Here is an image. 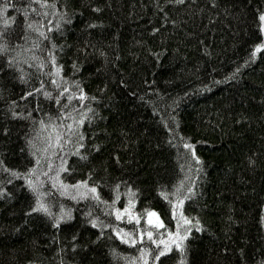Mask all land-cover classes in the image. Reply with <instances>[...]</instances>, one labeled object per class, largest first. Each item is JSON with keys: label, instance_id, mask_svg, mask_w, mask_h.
Instances as JSON below:
<instances>
[{"label": "trees", "instance_id": "trees-1", "mask_svg": "<svg viewBox=\"0 0 264 264\" xmlns=\"http://www.w3.org/2000/svg\"><path fill=\"white\" fill-rule=\"evenodd\" d=\"M7 2L16 5L0 13V19L6 15L16 21L7 34V55L21 67H9L7 55L0 53V158L9 167L26 170L34 163L26 137L35 124L31 118L12 117L10 102H16V111L37 119L45 112L57 114L62 105L35 93L24 96L39 85L41 73L33 56L47 60L48 42L38 49L32 44L39 34L28 29L25 36V17L17 9L28 0ZM4 3L0 0V6ZM57 6L71 14V23L64 22L52 33L63 49H56L62 75L79 79L87 93L99 98L85 101L99 116L86 122L85 130L90 144L101 145L88 161L69 155L72 171L62 176L69 183L102 180L99 191L108 201L115 196L110 185L125 182L117 207L127 203L131 185L138 189L135 209H155L172 228V206L158 189L167 185L171 190L187 176L185 185L194 187L196 195L185 200L183 211L198 217L204 229H193L184 264H261L264 49L254 59L249 57L255 44L264 42V31L258 27L264 0H217L216 5L211 0H58ZM47 19L55 23L51 15ZM21 68L26 73L23 80ZM48 71L46 66L44 72ZM44 79L55 97L58 90L49 77ZM5 127L7 133L2 131ZM184 142L195 146L199 162ZM10 178L0 172V186L12 193L0 197V264H131L139 255L137 246L123 243L110 229H104L107 237L96 240L100 230L85 223L89 207L110 224L133 226L106 215V205L60 196L46 183L53 205L63 203L74 217L58 230L47 216L28 214L33 193L22 177L8 184ZM77 232L81 246L72 249L71 236ZM169 256L165 264H179L176 250Z\"/></svg>", "mask_w": 264, "mask_h": 264}, {"label": "snow or ice", "instance_id": "snow-or-ice-1", "mask_svg": "<svg viewBox=\"0 0 264 264\" xmlns=\"http://www.w3.org/2000/svg\"><path fill=\"white\" fill-rule=\"evenodd\" d=\"M176 2L183 3V0H176ZM211 3L216 5L217 0H211ZM57 5L58 0H28L27 4L17 10L23 11L25 17L23 21L25 36L28 35V29L39 34L34 39L32 47L39 49L42 42H48L45 44L47 60L33 56V59L38 60L37 67L41 73L39 85L32 87L31 91L25 92L24 96H31L35 93L37 96L42 95L46 99H54L58 106H62L59 107L57 114L45 112L44 116L37 119L32 117L30 112L16 111V102H10L9 108L12 117L31 118L35 124L33 134L26 137L28 150L34 158V163H31L26 170H19L9 167L0 158V172L7 173L11 177L6 181L8 184H12L17 177L23 178L24 184L33 193V204L28 208V214L34 213L47 216L53 228L59 230L62 222L71 221L74 217L71 208L66 207L63 203L53 205L52 199L49 198L50 191L45 189L46 183H50L51 189L57 191L60 196H71L73 200L91 198L97 203L106 205L104 209L106 215H114L116 221L127 220L131 223L133 226L130 229L120 227L118 224H110L105 219H101V215L95 214V209L92 207H89V210L84 213L85 223L100 230L96 236L97 241L108 236L104 229H110L123 243L137 246L139 255L132 258L131 264H165V261L171 258L169 254L174 253V250L179 254V264H184L190 247L189 237L192 236L193 229L198 231L204 229V225L198 217L191 218L183 211L185 200H190L196 195L194 187L185 185L187 176L171 185V190L167 185L158 189L159 194L169 201L172 206V219L175 220L174 228L166 225L155 209L148 208L137 211L135 209V192L138 189H133L131 185H127L129 196L127 203L123 208L117 207L116 201L120 199L121 184L125 182L118 181L115 185H110L115 191V196L113 200L108 201L103 199L99 191V186L103 183L102 180L90 183L89 179L86 178L76 180L75 183H69L62 176V173L72 171V168L68 166L69 155L75 154L79 160L88 161L91 152L98 151L101 145L90 144L85 130L86 122L91 124L94 119L99 118L98 109L86 105L85 101L99 98L87 93L83 88L82 81L79 79L68 80L62 75L63 65L58 61L56 49L61 51L63 49L56 44L52 33L62 29L64 22L71 23V14L66 8L61 9ZM10 7L16 8V5L5 0V3L0 6V13H4ZM93 7L96 11H100L99 7L95 5ZM50 15L55 23H53V20L47 19ZM33 17H37V19ZM15 23V19L11 16L5 15L4 18L0 19V24L3 25L0 28V38H2L0 39V53L7 55L10 51L7 34L10 27ZM96 23L94 21L91 26H95ZM258 27L261 31H264V11L258 12ZM153 31H156V29L154 28ZM261 49H264V42L255 44L249 60L254 59L256 53L260 52ZM7 60L10 62L9 67L16 64V58L12 55H7ZM245 63H248V61H245ZM16 66L21 67L19 64H16ZM46 66L49 67L47 73L44 72ZM73 67L78 69L75 62ZM2 70L0 69V71ZM25 75L24 69L21 68L20 79L23 80ZM45 75L50 78L51 85L58 90L55 97H53V92L49 90V87L46 86ZM120 83L125 85L123 79ZM61 97L65 99L62 101ZM73 101H75L74 104ZM37 108H39V105H37ZM2 131L7 133L9 129L5 127ZM169 131L172 130L169 129ZM183 147L191 150V157L194 161L199 162L201 160L200 156L196 154L195 146L192 143L184 142ZM57 160L59 162L55 163ZM116 160H119L118 155ZM54 163L55 167L53 166ZM181 167L185 171H191V169L184 168L183 165ZM88 176L89 178L92 176V170L89 171ZM3 183V181H0V185ZM191 183L194 184L195 181ZM4 196L11 197L12 193L8 191L7 187L0 186V197ZM54 207H58V211L54 210ZM142 219L145 221L144 224L141 223ZM77 236L78 232L71 236L72 249L81 246L76 243ZM87 246V244L82 245V247ZM112 252L114 255H120L117 249H112ZM29 264H32V262H29ZM261 264H264V261Z\"/></svg>", "mask_w": 264, "mask_h": 264}]
</instances>
